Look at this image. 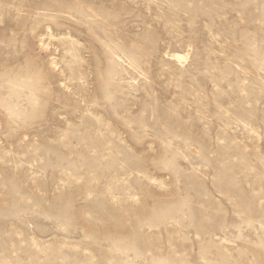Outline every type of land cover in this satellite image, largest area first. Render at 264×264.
<instances>
[{
    "label": "rangeland",
    "instance_id": "obj_1",
    "mask_svg": "<svg viewBox=\"0 0 264 264\" xmlns=\"http://www.w3.org/2000/svg\"><path fill=\"white\" fill-rule=\"evenodd\" d=\"M0 264H264V0H0Z\"/></svg>",
    "mask_w": 264,
    "mask_h": 264
},
{
    "label": "bare ground",
    "instance_id": "obj_2",
    "mask_svg": "<svg viewBox=\"0 0 264 264\" xmlns=\"http://www.w3.org/2000/svg\"><path fill=\"white\" fill-rule=\"evenodd\" d=\"M177 56H178L179 58H181V57H182L180 54H177Z\"/></svg>",
    "mask_w": 264,
    "mask_h": 264
}]
</instances>
